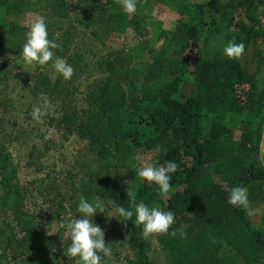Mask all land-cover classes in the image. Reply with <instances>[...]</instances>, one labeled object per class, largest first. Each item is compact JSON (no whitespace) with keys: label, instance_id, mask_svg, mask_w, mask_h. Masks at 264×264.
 <instances>
[{"label":"trees","instance_id":"trees-1","mask_svg":"<svg viewBox=\"0 0 264 264\" xmlns=\"http://www.w3.org/2000/svg\"><path fill=\"white\" fill-rule=\"evenodd\" d=\"M32 1L0 0V54L23 46L27 29L17 16ZM90 1L96 14L87 27L95 22L109 30L122 25L140 30L141 13L149 4L172 0H145L143 12L138 8L132 15L123 12L119 0ZM262 4L264 0H207L184 5L187 20L181 22L173 40L180 47L178 58H153L147 70L132 78L127 58L121 53L110 55L102 62L104 75L89 91L86 108L81 112L71 108L63 116L68 130L88 142L105 169L132 165L137 152L146 149H160L157 166L169 160L179 165L166 194L158 193L154 183L146 180L133 192L136 202L175 214L169 234L158 236L166 264H259L264 259V225L253 227L248 206L227 203L233 187L242 186L253 195L264 183L260 158L264 88L237 58L207 57L202 48L217 34L246 48L264 40V24L257 14ZM54 13L46 22L51 28L68 17L60 10ZM73 37L67 28L58 41L62 46L56 49L58 54L71 50ZM255 55L260 57V50ZM68 83L57 81L52 88L51 84L46 87L60 98L69 95ZM242 114L248 118L237 135L232 118ZM13 166L11 155L0 150V264L10 260L56 264L63 249L25 210ZM82 187L88 199H115L125 208L131 205L128 195H119L117 178L83 180ZM101 218L98 213L96 220ZM125 223L136 253L129 263L153 264L148 245L141 240L142 226L131 220ZM105 242L112 248L106 233ZM22 250L34 253L25 255Z\"/></svg>","mask_w":264,"mask_h":264},{"label":"rangeland","instance_id":"rangeland-1","mask_svg":"<svg viewBox=\"0 0 264 264\" xmlns=\"http://www.w3.org/2000/svg\"><path fill=\"white\" fill-rule=\"evenodd\" d=\"M145 0H137L142 11ZM207 0H172L167 4H149L141 13L142 29L134 30L132 25H122L117 30H109L101 24L92 23L95 11L90 0H34L28 10L17 16L18 23L27 29L31 22L43 16L47 19L55 16L57 10L67 14V19L57 20V25L49 27V39L61 41L67 28L73 33L71 50L64 57L74 68L71 79L65 80L51 67V61L44 66L24 64L19 53L0 54V150L9 153L13 159L16 178L24 196L25 210L32 213L48 235L56 237L58 248L66 249L70 244V235L60 227V219L71 220L79 215L77 202L83 194V180H97L104 176L118 179V192L126 196L127 190H135L145 182L136 176V170L144 164L157 166L160 149L139 150L134 156V163L129 166H117L105 169L88 142L71 133L63 123L65 111L77 109L81 112L88 104L89 91L104 75L102 62L115 53L123 54L130 64V75L144 72L153 62V58L167 56L176 59L180 47L174 39L181 22L187 20L184 5L203 3ZM226 2L230 0H224ZM94 3V2H93ZM95 4V3H94ZM62 13V14H63ZM258 17L264 24V4L257 10ZM56 17L54 18V20ZM53 20V19H52ZM63 20H66L65 23ZM132 26V27H131ZM228 44L225 34L211 37L202 48L207 57L223 54ZM260 50V57L255 51ZM248 72L264 88V40L256 45L244 47L237 58ZM67 82L69 95L57 98L51 95L52 84ZM46 84H51L47 88ZM128 89V87H126ZM131 91V90H130ZM41 93H46L51 101L49 114L41 122L32 119L30 113L39 103ZM59 113V118L52 111ZM264 117V115H263ZM248 116L242 114L232 118V126L239 135ZM260 158L264 161V129L261 141ZM147 181V180H146ZM248 213L254 228L264 225V183L259 184L255 194L247 189ZM105 213L95 223L104 230L112 242L113 263L130 264L136 253L126 229L117 213L120 206L115 199L103 200ZM75 205V207H74ZM4 214V213H2ZM79 218V217H78ZM160 234H152L141 240L148 245V255L153 264H166L165 256L158 243ZM23 234L18 232V238ZM25 255L34 252L22 250ZM4 264H18L10 260ZM56 264H75L73 258L64 254ZM259 264H264L261 259Z\"/></svg>","mask_w":264,"mask_h":264},{"label":"clouds","instance_id":"clouds-1","mask_svg":"<svg viewBox=\"0 0 264 264\" xmlns=\"http://www.w3.org/2000/svg\"><path fill=\"white\" fill-rule=\"evenodd\" d=\"M123 12L132 15L137 11V0H119ZM62 46L56 40L49 39L46 20L43 16L33 20L25 33V42L19 55L24 64L47 65L51 61V67L65 80L71 79L74 68L64 57L55 55L54 49ZM244 51V45L229 42L223 49V54L228 58H238ZM51 101L46 93H41L39 103L33 106L30 113L33 120L41 122L42 118L49 114ZM52 115L59 118L60 114L52 111ZM179 165L175 161H165L164 164L153 166L144 164L136 170V176L154 183L158 193L166 194L171 187L170 181L173 173ZM128 198L131 205L125 208L123 205L117 208L121 222L131 220L134 224L142 226V236L149 237L152 234H169V229L174 223L172 210H161L158 205L149 206L144 201L136 202L133 192L128 188ZM227 203L240 208H247L248 196L246 188L235 186L232 188ZM77 212L79 215L71 220L60 219V227L70 235V244L65 249L64 255L73 258L75 264H110L113 258L112 248L105 242V232L99 227L94 216L105 213V204L98 198L88 199L79 197ZM249 214H252L249 212ZM135 219L133 220V217ZM79 217V218H78ZM183 234V233H181ZM171 235L175 236L173 230ZM55 251V248H53Z\"/></svg>","mask_w":264,"mask_h":264}]
</instances>
